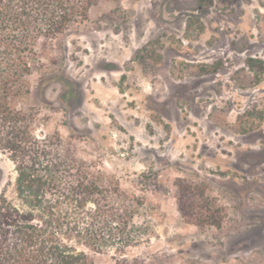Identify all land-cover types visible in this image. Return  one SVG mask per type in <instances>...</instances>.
I'll use <instances>...</instances> for the list:
<instances>
[{"label": "rangeland", "instance_id": "obj_1", "mask_svg": "<svg viewBox=\"0 0 264 264\" xmlns=\"http://www.w3.org/2000/svg\"><path fill=\"white\" fill-rule=\"evenodd\" d=\"M248 58L264 61V0H99L25 77L13 106L45 162L75 157L130 198L128 239L77 248L94 264H264V80ZM15 179L0 149L12 202ZM178 181L219 228L180 217Z\"/></svg>", "mask_w": 264, "mask_h": 264}, {"label": "trees", "instance_id": "obj_2", "mask_svg": "<svg viewBox=\"0 0 264 264\" xmlns=\"http://www.w3.org/2000/svg\"><path fill=\"white\" fill-rule=\"evenodd\" d=\"M98 1L0 0V149L16 170L15 202L0 194V264H94L77 248H106L128 239L133 211L124 203L130 198L75 157L45 162L47 140L31 136L27 115L13 106L29 93L25 77L42 67L41 59L63 35L88 20ZM245 65L257 83L264 80V61L248 58ZM200 69L219 70L213 65ZM178 182L180 217L195 226L219 228L217 211L198 218L201 206ZM191 190L203 194L197 186Z\"/></svg>", "mask_w": 264, "mask_h": 264}]
</instances>
